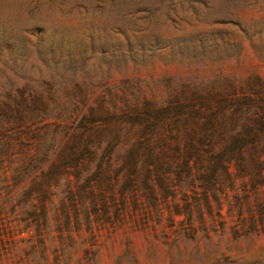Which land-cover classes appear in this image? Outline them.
Listing matches in <instances>:
<instances>
[{"label":"rangeland","instance_id":"374dc122","mask_svg":"<svg viewBox=\"0 0 264 264\" xmlns=\"http://www.w3.org/2000/svg\"><path fill=\"white\" fill-rule=\"evenodd\" d=\"M262 22L264 0H0V148L11 136L14 150H34L55 131L62 143L109 88L121 93L129 82L163 92L167 78L220 65L242 78L264 75L251 44ZM117 125L111 131H132L118 152L144 131ZM56 156L30 172L0 156V264H264V185L244 197L236 179L207 204L200 188L184 189L189 201L200 198L188 214L175 210L184 205L179 192L148 213L129 197L124 210L104 212L85 196L87 182L96 187L95 161L53 171ZM110 157L120 184V161Z\"/></svg>","mask_w":264,"mask_h":264},{"label":"trees","instance_id":"16d2710c","mask_svg":"<svg viewBox=\"0 0 264 264\" xmlns=\"http://www.w3.org/2000/svg\"><path fill=\"white\" fill-rule=\"evenodd\" d=\"M231 24L243 37L250 32L236 21ZM251 28L259 35L258 42L251 44L264 60V22L259 31L257 25ZM108 94V99L90 106L78 131H65L62 143L55 131L48 140H39L34 150H14L11 136H7L0 156L16 157L24 172L42 166L55 151L53 171L68 166L87 168L95 161L93 177L98 192L87 182L85 196L93 207L100 203L104 212L112 207L115 212L124 210L129 197L134 208L148 213L158 209L161 198L179 192L184 205H175V210L188 214L199 210L200 198L189 201L184 189L196 193L195 188H200L207 204L211 193L215 198V193L225 188L236 189V179L244 197L264 185V75L258 71L242 78L220 65L215 71L197 72L181 82L167 78L163 92L129 82L121 93L109 88ZM124 120L141 124L144 131H134L135 140L118 152V142L132 131L111 130ZM91 121L102 123L99 131H88L87 122ZM113 152L123 172L120 184L115 180L117 174L114 177L109 172ZM85 196H79L77 202L83 205ZM259 206L264 208L263 203Z\"/></svg>","mask_w":264,"mask_h":264}]
</instances>
